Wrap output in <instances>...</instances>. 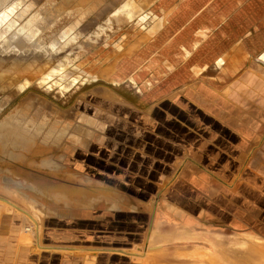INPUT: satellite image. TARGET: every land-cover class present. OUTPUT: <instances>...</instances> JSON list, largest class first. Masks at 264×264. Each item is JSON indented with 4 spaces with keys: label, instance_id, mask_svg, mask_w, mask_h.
<instances>
[{
    "label": "crops",
    "instance_id": "obj_1",
    "mask_svg": "<svg viewBox=\"0 0 264 264\" xmlns=\"http://www.w3.org/2000/svg\"><path fill=\"white\" fill-rule=\"evenodd\" d=\"M239 1L228 18L238 22L239 41L225 59L234 72L228 84L193 80L157 98L149 86L140 97L110 89L109 105L88 111L85 105L77 134L63 135L71 142L68 165L55 167L72 172L62 188L76 191L62 190V200H47L42 213L33 211L29 197L41 248L23 242L21 215L0 203V264H143L151 248L192 264L203 249L228 247L223 214L199 220L194 205L172 204L160 188L170 175L178 183H198L199 168L206 182L229 184L264 166V0ZM243 55L252 62L241 67ZM192 66L189 75L195 74ZM182 90L188 96L179 95ZM202 91L205 110L198 105ZM172 193L175 201L197 199L195 191ZM35 199L37 209L45 200ZM169 210L176 212L170 219ZM214 230L222 239L209 238Z\"/></svg>",
    "mask_w": 264,
    "mask_h": 264
},
{
    "label": "rangeland",
    "instance_id": "obj_2",
    "mask_svg": "<svg viewBox=\"0 0 264 264\" xmlns=\"http://www.w3.org/2000/svg\"><path fill=\"white\" fill-rule=\"evenodd\" d=\"M32 1L38 3L29 5ZM3 4L12 18H18L19 37L25 44L18 48L21 55L17 59L2 61L0 57V126L17 132L32 129L38 133V140L54 145L35 147L33 144V151H27L33 160V170L45 171L44 177L39 178V186L8 175L9 150L19 148L14 142L6 147L7 156L0 155V179L16 184L20 198L0 190V203L21 215L23 242L32 241L28 246L41 248L44 244L34 227L38 226L37 217L31 216L35 224L28 217L29 197L33 196V211L42 213L47 200H62V190L76 191L74 186L62 188L58 179L63 178L53 175L50 168L53 164L68 165L71 148L67 146L71 142L63 135L77 134L76 125L83 118L85 105L86 111L95 105L96 109L109 105L105 101L111 97L110 89L140 97V90L151 87L149 91L157 98L173 94L193 80L228 84L234 72H228L225 59L239 43L238 22H230L228 18L239 10L241 1L23 0L19 6L15 0H6ZM225 19L228 22L223 24ZM7 41L2 38L1 46ZM1 50L8 52L2 47ZM240 59L241 67L252 62L246 55ZM192 64L198 68L192 66L195 74L189 75ZM161 83L175 85L157 88ZM180 93L188 96L183 90ZM199 94L202 102L199 95L198 105L205 110L207 94L205 91ZM61 98L63 102L59 104ZM40 152L46 154L39 157ZM186 162L188 159L183 160V164ZM204 174V169L199 168L198 183H190L188 179L187 183H178L170 175L171 183L161 184L163 188H160L168 202L194 205L199 220L223 214L224 223L230 227L227 248L203 249V254H194L192 264H260L262 261L264 264V166L247 169L238 181L229 184L206 182ZM218 175L222 177L221 172ZM157 188L152 194L160 191ZM190 191L197 193V199L170 198L171 192ZM37 197L45 201L39 202L36 209ZM173 213L176 212L169 210V219ZM207 234L213 240L222 239L220 231ZM156 250H148L140 263L185 264L179 259L175 263L173 254L161 255Z\"/></svg>",
    "mask_w": 264,
    "mask_h": 264
},
{
    "label": "flooded vegetation",
    "instance_id": "obj_3",
    "mask_svg": "<svg viewBox=\"0 0 264 264\" xmlns=\"http://www.w3.org/2000/svg\"><path fill=\"white\" fill-rule=\"evenodd\" d=\"M22 1L23 0H15L16 4H18L19 6L21 5ZM3 2L5 3L6 0L0 1V3H2V4H3ZM37 3L38 2L32 1L29 5H31V4L36 5ZM17 19L18 18L15 19V18H12L10 16L9 24H11V34H13V35L18 34L17 31H15V30L19 31V29H17L18 28L17 26L19 24ZM7 50H8L7 53H5V52L0 53V57H1L2 61L9 59V58L10 59H12V58L17 59L21 55V49L13 47V48H10ZM61 101L63 102V98L58 100V103L59 104L62 103ZM10 137H11V139H10ZM11 142L17 143L19 149L16 150L15 148H13V151L9 150L10 154L8 153V155H9V157H11L12 160L10 159L8 161V163H10L9 164L10 169H9V172H7L8 175H10L13 179L21 180L23 183H29L32 186L35 183L36 185L39 186V184H40L39 178L44 177L45 171L33 170V164L31 163L33 160L31 161V159H32L31 155L29 153H27V151H33V144L35 147H36V145L38 147H40L41 145L51 146V145H54V142L47 144V142H44L42 140H38V133H36V132L33 133L32 129H28V130L20 129L17 132L15 130H9V129H6V128H3L2 126H0V155H6L7 156V154H5L4 151H5L7 146L9 147L11 145ZM29 145L31 147H28ZM15 151L17 152L16 154L14 153ZM19 154H21V155H19ZM45 154H46L45 152H40V154H38V156L43 157ZM12 155H14V156H12ZM39 160H40V162H44L43 159H39ZM48 161H50V160H46L45 162H48ZM21 164L27 165L28 168L23 167ZM29 165H30V167H29ZM18 166H20V167H18ZM55 167H56V165L53 164V167L50 168V172L53 175H58V176H61L63 178L61 180L57 178L59 180V181L57 180L58 182H62V180L64 181V178H66L68 176L66 175V173L59 171V169H56L57 167L56 168ZM22 168H24V169H22ZM66 181H68V180H66Z\"/></svg>",
    "mask_w": 264,
    "mask_h": 264
},
{
    "label": "water",
    "instance_id": "obj_4",
    "mask_svg": "<svg viewBox=\"0 0 264 264\" xmlns=\"http://www.w3.org/2000/svg\"><path fill=\"white\" fill-rule=\"evenodd\" d=\"M3 7L4 4L0 3V40L2 38H7L8 41L6 44H2V46L0 43V53H3L1 47L5 49H10L13 47L19 48L21 45L23 46L25 44V41L19 37L20 31L15 30L18 34H11V24H9L10 13L6 11L5 7Z\"/></svg>",
    "mask_w": 264,
    "mask_h": 264
},
{
    "label": "bare ground",
    "instance_id": "obj_5",
    "mask_svg": "<svg viewBox=\"0 0 264 264\" xmlns=\"http://www.w3.org/2000/svg\"><path fill=\"white\" fill-rule=\"evenodd\" d=\"M0 190H2L3 192H12V193H14L15 194V197H17V198H20L17 194H18V189H17V185L16 184H14V183H11L9 180H4V181H2L1 179H0ZM17 193V194H16ZM24 213H26L27 215H29L28 213H27V211H24ZM32 221H34L33 223L35 224V220L29 215L28 216ZM30 220V221H31ZM35 227V230L37 231V227L36 226H34ZM34 243V242H33ZM36 244V243H35ZM260 253H262V250H260ZM263 253H264V251H263ZM263 263V261L260 263V264H262Z\"/></svg>",
    "mask_w": 264,
    "mask_h": 264
}]
</instances>
